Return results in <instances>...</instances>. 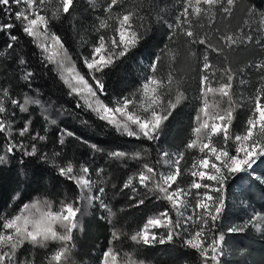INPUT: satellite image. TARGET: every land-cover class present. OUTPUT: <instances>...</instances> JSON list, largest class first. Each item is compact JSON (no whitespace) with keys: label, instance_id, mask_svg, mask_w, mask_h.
I'll return each mask as SVG.
<instances>
[{"label":"snow or ice","instance_id":"1","mask_svg":"<svg viewBox=\"0 0 264 264\" xmlns=\"http://www.w3.org/2000/svg\"><path fill=\"white\" fill-rule=\"evenodd\" d=\"M77 2L0 0V35L7 37L0 58L14 57L18 79L30 88L36 71L24 54H16L20 36L15 32L29 38L38 50V63L56 74L67 95L75 100L74 107L88 114L82 124L99 122L95 126L101 130L141 142L133 149L106 150L82 140L106 165L115 161L129 167V162H134V170L122 179L118 191L130 192L128 199L136 207L152 200L163 207L147 216L131 234L117 229L111 219L116 213L105 199L109 183L105 167L64 155L67 139L75 136L67 128H57L55 133L59 150L44 151L49 142L48 126L57 121L46 114L38 96L18 97L11 87L0 84V167L8 166L19 153L21 165L24 158H31L52 167L58 177L72 185L71 198L67 193L63 199L45 194L11 212L0 209V264H74L76 233L83 230L80 217L88 208L102 210L104 215L99 218L112 225L111 238L98 264H139L129 253L121 256L117 244L122 239L142 246L180 239L198 256V264H222L228 234L250 229L264 233V211H253L239 224H223L229 207V182L242 173L254 174L257 164L264 162V55L243 67L234 66L230 59L252 44L264 53V10L250 0H177L169 20L168 11L157 0H104L91 25V39H87L80 36L82 24L74 15ZM89 7L97 11L91 0ZM237 10L243 13L242 22L235 30L226 25L222 31L217 17L231 22ZM57 22L68 23L83 51L69 46L56 30ZM155 24L168 29L167 39L173 44L183 38L188 56L197 61L192 127L183 148L175 152L153 150L151 145L161 141L166 123L190 99L182 88L183 80L175 75L179 51L164 44L153 54L144 80L127 94L110 96L105 79L118 62L153 34ZM197 45L202 49L199 52ZM245 72L256 77L247 97L237 93L238 86L247 90L251 83ZM32 106L42 110L47 125L40 131L34 127ZM240 109H247L248 115L242 130L233 132ZM188 153L195 155L185 167ZM255 179L264 184V176ZM111 187L116 189L117 185ZM20 198L17 192L12 199ZM161 228L163 235L157 231ZM41 249L45 250L43 255Z\"/></svg>","mask_w":264,"mask_h":264},{"label":"trees","instance_id":"2","mask_svg":"<svg viewBox=\"0 0 264 264\" xmlns=\"http://www.w3.org/2000/svg\"><path fill=\"white\" fill-rule=\"evenodd\" d=\"M96 5L97 11H92L89 7L90 0H78L76 4L77 11L74 13L77 20L82 24L80 36L91 39L90 31L92 22L99 15V9L104 0H91ZM161 7L166 8L169 13L168 19L171 20V14L177 6V0H157ZM250 3L257 9L264 10V0H250ZM243 13L237 10L234 18L229 21H222L217 17V26L225 30H235L236 26L242 22ZM154 32L149 38L142 42L139 49L134 50L131 55L110 70L105 78L108 86L109 95L116 97L127 94L137 88L145 75L148 74V65L153 58V54L159 52L164 44H170L171 47L178 50L180 55L175 64V75L182 79V88L186 89L189 101L181 104L173 113V116L166 123L161 141L151 145L153 150L163 148L170 151L174 148H183V144L189 138L192 127V120L195 114L196 102L191 98L197 92V73L196 59L189 57L184 45L183 38L173 44L168 41V29L160 24L153 25ZM56 30L64 35L69 46L75 51H83L77 43L78 37L71 32L68 23L60 24L57 22ZM20 36L19 44L16 47V54H24L26 59L31 61V67L35 69L36 76L32 81L31 87L25 86V82L18 79V65L13 63L14 57L0 58V84L11 87L18 97L24 94L38 96L45 105L46 114L50 119L57 121L56 125L49 127V142L43 146V150L54 152L59 150L60 146L55 144L57 128H67L75 133L74 137H69L63 146L64 155L68 159H75L80 162L94 161L93 167H105L107 179L109 181L106 187L105 199L116 213L112 217L115 227L125 233H133L147 216H151L155 211L162 209V204L155 200L146 202L144 206L136 207L128 199V195L118 191L122 184V179H126L127 174L134 170L129 162V167H124L119 162H107L101 159L100 154H95L87 144L97 143L106 150L115 148L133 149L141 146V142L134 139L119 137L110 130L96 127L92 123L85 126L81 123L82 119H88V114L80 112L74 107L75 100L67 95V89L57 78L54 72H49L38 63V50L29 42V38L22 32L16 31ZM7 42V37L0 35V49ZM199 52L201 46H195ZM257 45L252 44L238 50L230 56L234 66L243 67L249 61L255 60L260 54ZM37 53V55H33ZM215 54H213L214 56ZM166 69V65H165ZM247 72H245L246 76ZM248 80V79H247ZM249 81H252L249 79ZM252 90V82L248 86ZM243 88L237 87V93L242 92ZM35 111L32 112L34 127L37 131L45 125L41 116V109L32 106ZM244 119L243 109L238 110L237 119L234 122L233 132H236ZM94 120V118H93ZM19 123V121H18ZM80 138V139H78ZM145 147L148 145L145 143ZM155 151L152 155L155 156ZM193 153L186 154L187 160ZM21 156L19 153L12 158L8 166L0 167V209L5 208L11 203L13 210L22 203L47 194L52 199H63L67 193L71 198L72 185L58 177L55 170L44 164H37L31 158H24V164H20ZM264 176V162H259L255 168L254 174L242 173L230 181L228 189V212L224 226L239 224L248 219L253 211H264V185L258 183L255 176ZM95 179V177H93ZM116 184L117 188L111 187ZM19 192L21 198L13 200V196ZM100 210L97 208H88L85 215L80 217L83 230L76 233V248L73 257L74 264H98V256L108 246L111 238L112 225L107 221L101 220ZM117 247L121 252L129 253L139 264H198V256L193 250L185 247L180 239H175L172 243L154 246L135 245L127 239H122ZM35 251V250H34ZM45 250H39L43 255ZM224 256L222 264H264V233L250 229L244 233L228 234L224 246Z\"/></svg>","mask_w":264,"mask_h":264},{"label":"rangeland","instance_id":"3","mask_svg":"<svg viewBox=\"0 0 264 264\" xmlns=\"http://www.w3.org/2000/svg\"><path fill=\"white\" fill-rule=\"evenodd\" d=\"M261 55H264V53H261V52H260V54L257 56V58H259ZM257 58H256V59H257ZM145 76H146V75H145ZM246 79H248V80H249V79L252 80V81H251L252 84L255 83V81H256V77H255L254 74H253V75H248V74H246ZM142 81H143V80H142ZM249 85H250V84H249ZM249 85H248V86H249ZM251 91H252V90H251ZM251 91L248 89V87H247V90H245V89L243 88L242 92H238V95L242 94L244 97H247ZM243 111H244V119L241 121L240 127H239V129H238L236 132H239V131L242 130L243 122H244V120L247 118V115H248L247 109H243ZM178 149H179V148L171 149L170 152H175V151H177ZM180 149H182V148H180ZM192 158H193V155H192L191 157H189L187 160H185V163H184V166H185V167L190 166V163H191ZM186 179H187V177H186ZM263 185H264V184H263ZM9 205H11V203H9L7 207L2 208L3 211H4L5 213H6V212H11V211H13V207H12V205H11V207H9ZM100 215H104V213H103L102 210H100ZM157 231L159 232L160 235H163L165 230H164L163 228H161V229H158ZM100 255H101V254H100ZM100 255H96V257H97V256L99 257ZM97 263H98V261H97Z\"/></svg>","mask_w":264,"mask_h":264}]
</instances>
